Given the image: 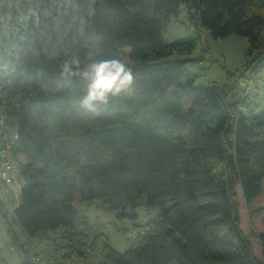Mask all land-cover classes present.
Listing matches in <instances>:
<instances>
[{"label": "trees", "instance_id": "trees-1", "mask_svg": "<svg viewBox=\"0 0 264 264\" xmlns=\"http://www.w3.org/2000/svg\"><path fill=\"white\" fill-rule=\"evenodd\" d=\"M61 2L71 14L58 26L37 25L30 12L22 50L0 57V107L19 121L13 152L23 185L12 223L34 236L72 225L77 202L95 200L129 220L142 205L156 214L138 243L119 253L105 242L102 264H264V90L244 73L264 54V0ZM181 3L197 38L164 42ZM201 29L248 42L244 69L225 71L219 86L197 87L185 69ZM73 57L69 75L62 65ZM111 61L129 70L130 83L83 107L81 73ZM241 85L255 98L241 97ZM245 220L258 226L257 245ZM6 232L13 238L10 225ZM21 250L20 264H35Z\"/></svg>", "mask_w": 264, "mask_h": 264}, {"label": "rangeland", "instance_id": "rangeland-1", "mask_svg": "<svg viewBox=\"0 0 264 264\" xmlns=\"http://www.w3.org/2000/svg\"><path fill=\"white\" fill-rule=\"evenodd\" d=\"M12 0H0V42L3 41L6 32L7 22L10 18ZM31 2L27 3L26 16L30 14ZM186 8L184 3H181L177 12L173 15L167 25L164 27L161 35L164 42H174L186 39H196L197 33L189 26L186 16ZM264 34V27L262 28ZM197 41L196 49L192 57L197 59L188 61L185 64V69L189 74L195 76L194 85L197 87L216 85L219 86L225 81V71H242L246 65L244 53L248 47L247 39L241 35L231 33L225 37L215 38L208 31L201 29ZM98 48H89L87 55L91 56ZM127 52V51H126ZM7 55L2 47H0V57ZM202 55V56H201ZM201 56V58H200ZM264 54L257 60V65L252 69L244 70L245 76L250 77L254 85H257L258 91L261 93L264 90ZM178 58L176 55L167 57V60ZM123 60L128 58L124 55ZM241 85L238 93L242 96H251L255 98V90L253 87H247L243 91ZM253 90V91H252ZM186 107L189 106L184 102ZM264 206V201L261 202ZM80 208V213L93 227L98 228L105 235V242L119 253L124 252L131 246L136 245V239H131L123 231L121 225L116 223L117 217L115 213L104 209L100 203L92 200L90 203L77 202L75 208ZM136 218L133 220L121 218L123 226L127 225L136 229L140 225H144L147 220H151L156 214V209L138 206L135 209ZM244 234L248 242L257 244L256 232L258 226L251 221L245 220L243 223ZM22 253V250H15L11 245V236L7 232H0V260L1 264H20L21 259L17 253ZM90 261V260H89ZM92 261V259H91ZM90 261V262H91Z\"/></svg>", "mask_w": 264, "mask_h": 264}, {"label": "built area", "instance_id": "built-area-1", "mask_svg": "<svg viewBox=\"0 0 264 264\" xmlns=\"http://www.w3.org/2000/svg\"><path fill=\"white\" fill-rule=\"evenodd\" d=\"M28 1L12 0L6 26L9 35L16 28H20V34H23ZM3 68L4 64L0 62V70ZM18 133L19 121L12 110L0 107V232H6L10 225L14 233L11 238L12 247L17 251L26 249L35 264H102L105 240L100 238V230L83 221L79 207L76 208L72 225L34 236L24 234L17 223H12L23 185L19 171L21 158L13 152ZM116 223L121 225L131 239H135L145 229V224L136 229L132 225L123 226L120 218L116 219ZM17 254L22 258L21 252Z\"/></svg>", "mask_w": 264, "mask_h": 264}, {"label": "clouds", "instance_id": "clouds-1", "mask_svg": "<svg viewBox=\"0 0 264 264\" xmlns=\"http://www.w3.org/2000/svg\"><path fill=\"white\" fill-rule=\"evenodd\" d=\"M34 23L51 24L58 26L62 18L70 15L66 4L61 0H39L38 5L30 10ZM84 23L83 18L80 19ZM20 28H16L11 35L5 32L4 39L0 42V47L9 55H16L21 51V41L24 37L20 34ZM23 51H28L25 47ZM77 59L73 57L70 61H65L62 65L64 73L72 75L73 66L77 64ZM87 81V92L81 100L85 108L92 109L94 102L103 101L109 92L120 91L131 81L129 70L119 61L93 62L81 73Z\"/></svg>", "mask_w": 264, "mask_h": 264}, {"label": "water", "instance_id": "water-1", "mask_svg": "<svg viewBox=\"0 0 264 264\" xmlns=\"http://www.w3.org/2000/svg\"><path fill=\"white\" fill-rule=\"evenodd\" d=\"M248 259H249V261L251 262V257H250V255L248 254Z\"/></svg>", "mask_w": 264, "mask_h": 264}, {"label": "crops", "instance_id": "crops-1", "mask_svg": "<svg viewBox=\"0 0 264 264\" xmlns=\"http://www.w3.org/2000/svg\"><path fill=\"white\" fill-rule=\"evenodd\" d=\"M258 231H259V229H258ZM257 233H258V232H256V234H257ZM256 234H255V235H256ZM254 245H257V244L254 243Z\"/></svg>", "mask_w": 264, "mask_h": 264}]
</instances>
